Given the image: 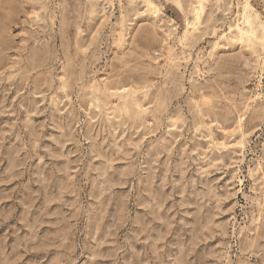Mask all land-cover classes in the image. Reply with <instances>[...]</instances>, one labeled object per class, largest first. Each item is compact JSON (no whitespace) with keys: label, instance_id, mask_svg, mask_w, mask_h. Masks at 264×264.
Masks as SVG:
<instances>
[{"label":"rangeland","instance_id":"1","mask_svg":"<svg viewBox=\"0 0 264 264\" xmlns=\"http://www.w3.org/2000/svg\"><path fill=\"white\" fill-rule=\"evenodd\" d=\"M0 264H264V0H0Z\"/></svg>","mask_w":264,"mask_h":264}]
</instances>
